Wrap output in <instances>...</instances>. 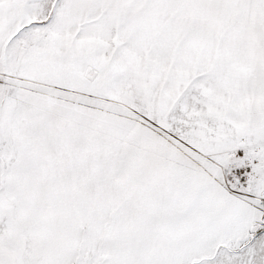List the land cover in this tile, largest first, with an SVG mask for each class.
<instances>
[{"label":"snow or ice","instance_id":"6c2138e0","mask_svg":"<svg viewBox=\"0 0 264 264\" xmlns=\"http://www.w3.org/2000/svg\"><path fill=\"white\" fill-rule=\"evenodd\" d=\"M0 264H264V0H0Z\"/></svg>","mask_w":264,"mask_h":264}]
</instances>
